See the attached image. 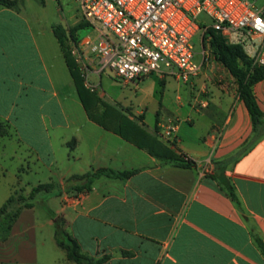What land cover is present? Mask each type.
I'll list each match as a JSON object with an SVG mask.
<instances>
[{
  "label": "crops",
  "instance_id": "1",
  "mask_svg": "<svg viewBox=\"0 0 264 264\" xmlns=\"http://www.w3.org/2000/svg\"><path fill=\"white\" fill-rule=\"evenodd\" d=\"M15 1L0 5V137L10 144L0 149V205L40 183L54 187L35 193L41 206L34 199L20 209L0 238V264L74 263L55 240L43 203L62 218L93 264H264V122L252 128L238 93L226 91L228 104L224 98L202 101L189 89L182 100L164 84L169 76L179 78L153 73L137 81L135 107L124 108L94 88L101 100L191 162L154 155L89 118L55 23L48 22L46 31L33 26L37 19L23 13L24 0ZM46 32L54 36L62 62ZM71 54L78 67L85 63ZM95 69L90 63L84 74L80 70L88 87V73L100 77ZM197 73L187 80L194 84ZM153 75L161 85L148 90L142 83ZM263 81L252 91L264 110ZM195 113L208 115L200 129ZM168 120L176 126L172 140L161 134ZM99 167L128 173L98 175L81 190L71 187L75 180L67 181Z\"/></svg>",
  "mask_w": 264,
  "mask_h": 264
},
{
  "label": "built area",
  "instance_id": "2",
  "mask_svg": "<svg viewBox=\"0 0 264 264\" xmlns=\"http://www.w3.org/2000/svg\"><path fill=\"white\" fill-rule=\"evenodd\" d=\"M76 1L87 31L70 50L86 60L79 66L82 74L94 63L97 72L108 69L124 82L153 73L186 81L201 65L193 59L191 38L199 32L200 42L208 40L203 37L208 27L264 66V0ZM201 13L209 17L208 24L197 20ZM175 130V122L168 120L161 134L172 140Z\"/></svg>",
  "mask_w": 264,
  "mask_h": 264
},
{
  "label": "trees",
  "instance_id": "3",
  "mask_svg": "<svg viewBox=\"0 0 264 264\" xmlns=\"http://www.w3.org/2000/svg\"><path fill=\"white\" fill-rule=\"evenodd\" d=\"M15 0H0V5L14 6ZM87 22L80 19L66 30L56 26L53 31L58 40L62 54L65 58L67 69L72 77L76 93L82 106L89 116L105 129H109L121 137L131 141L139 147L145 148L154 155H163L172 159H180L182 164H189L191 161L183 157V160L171 150L162 146L154 136L148 134L134 120L128 118L123 112L101 100L83 82L84 78L80 68L76 65L71 54V48L67 43L68 37L74 44L77 43L80 35L76 36L75 31L79 28H86ZM208 36V44L215 58L220 61L233 77L236 83V90L239 99L245 106L249 115L251 126L254 129L259 122H264V110L261 109L255 99L252 86L255 82L264 77V66L252 63V59L247 56L239 44L228 43L224 37L216 30L208 27L203 37ZM1 124V123H0ZM3 130H0V132ZM157 148L162 149L159 152ZM128 171H118L110 168L99 167L94 170L85 171L80 174H71L68 180H75L72 188L76 190L87 189L91 181L98 175L105 174L115 176L127 174ZM51 183H40L32 186L26 194L16 193L9 195L0 205V238H5L10 230L11 224L23 207L31 206L33 197L39 190L49 191L53 189ZM46 212L52 217L54 225V235L57 243L65 249L66 256L73 260V264H93L92 259L80 251L76 240L72 238L63 228V220L47 204H42Z\"/></svg>",
  "mask_w": 264,
  "mask_h": 264
},
{
  "label": "rangeland",
  "instance_id": "4",
  "mask_svg": "<svg viewBox=\"0 0 264 264\" xmlns=\"http://www.w3.org/2000/svg\"><path fill=\"white\" fill-rule=\"evenodd\" d=\"M20 6H25L23 13H25L28 18L32 17L37 19V21L33 23V26H43V29L50 21H53L56 26L61 28H63L65 24L66 26L64 28L67 29L69 26L75 24L81 19V11L76 0H24L20 3ZM197 20L205 24L210 22L209 17L204 13L199 14L197 16ZM86 31V28H79L75 31V35L82 36ZM46 33L50 36L52 47L59 54L58 56L60 58V62H62L60 50L58 45L55 43L54 36L49 32ZM199 34V32H196L191 38V44L193 46V59L195 61L201 60L200 69L197 73L199 75L193 80L194 84H192L190 79L182 81L181 79H175L173 76L167 77L164 84L169 87V89L173 92V95L177 91L182 100H186L190 97L188 91L189 89H192L195 96L197 98L200 97L202 101H206L207 99L211 101L217 98H224L225 101L230 104V102H232V97L226 91H232L234 94L237 93L236 83L223 64L218 61L211 52L208 40H203L202 42L199 41ZM68 41L71 44H74L72 39L69 37ZM201 48H203L204 53ZM63 68L64 74L68 75L66 68ZM99 74L100 77L98 79L97 75L88 73L86 81L88 84L93 85L95 90L103 93L102 97L104 99L110 102L114 101L121 106L127 104L135 107L139 99V91L136 89L137 82L127 81L125 83L108 69H104L99 72ZM156 76L157 75L151 76L142 84H144L148 90L159 88L161 82ZM200 87H202L201 95L198 96L197 90ZM208 90L212 91L211 96ZM204 110H207V108H204ZM226 110L227 109H225V111ZM193 116L198 118L195 122L197 128L199 129L201 127V123L208 119V115H199L198 113H195ZM221 116L222 112L218 113V117L220 118ZM0 130H5V127L2 124H0ZM9 146L10 144L5 141L3 137H0V149H8ZM34 177L35 173L33 171L28 172L27 179H29L30 182L34 181ZM34 199L35 196L33 197V200ZM35 204L38 207L41 206L38 202H36V199Z\"/></svg>",
  "mask_w": 264,
  "mask_h": 264
}]
</instances>
